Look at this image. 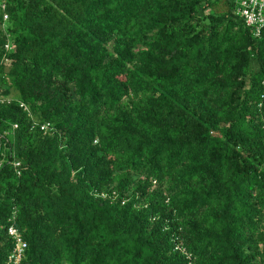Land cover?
<instances>
[{
    "label": "trees",
    "instance_id": "trees-1",
    "mask_svg": "<svg viewBox=\"0 0 264 264\" xmlns=\"http://www.w3.org/2000/svg\"><path fill=\"white\" fill-rule=\"evenodd\" d=\"M263 79L233 0H0V264H264Z\"/></svg>",
    "mask_w": 264,
    "mask_h": 264
},
{
    "label": "built area",
    "instance_id": "built-area-1",
    "mask_svg": "<svg viewBox=\"0 0 264 264\" xmlns=\"http://www.w3.org/2000/svg\"><path fill=\"white\" fill-rule=\"evenodd\" d=\"M236 4V13L244 19L246 25L254 28L255 35H259L260 29L264 26V0H233ZM4 8V4L1 3ZM7 15H3V20L7 19ZM262 96H264V79H263ZM18 163H16L17 165ZM10 235L16 237V244L12 254L9 256V261L14 264H19L21 252L24 243L18 237L15 228H9ZM10 264V263H7Z\"/></svg>",
    "mask_w": 264,
    "mask_h": 264
}]
</instances>
